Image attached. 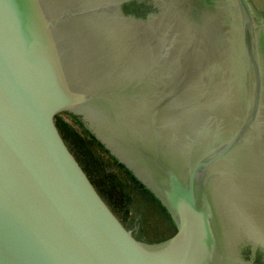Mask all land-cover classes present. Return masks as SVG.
Returning a JSON list of instances; mask_svg holds the SVG:
<instances>
[{
  "label": "water",
  "instance_id": "95a60500",
  "mask_svg": "<svg viewBox=\"0 0 264 264\" xmlns=\"http://www.w3.org/2000/svg\"><path fill=\"white\" fill-rule=\"evenodd\" d=\"M135 1L0 0V264H254L241 245L264 247V16L216 0L217 47L180 30L179 4L116 14ZM62 113L164 207L168 236L125 220Z\"/></svg>",
  "mask_w": 264,
  "mask_h": 264
},
{
  "label": "rangeland",
  "instance_id": "374dc122",
  "mask_svg": "<svg viewBox=\"0 0 264 264\" xmlns=\"http://www.w3.org/2000/svg\"><path fill=\"white\" fill-rule=\"evenodd\" d=\"M162 0H157V2L154 1L155 4L159 5ZM184 2V3H183ZM180 5L179 9L181 12V20H180V30L181 31H191L196 34V39L201 41H208L213 42L214 46H219L218 44L222 36L219 34V26L222 24V18L219 11V5L216 0H185ZM203 2V3H200ZM250 4L252 8L258 13L262 14L264 12V0H250ZM156 7V6H155ZM157 9V7H156ZM80 158L85 163L87 169L103 191V193L110 199L112 204L119 210V212L124 216L125 219H127V216L124 214V209L120 205L119 201H116L115 197L111 198L107 193V188L104 187L99 180L97 179L96 170L93 168V166L88 162L85 161L83 155L77 150ZM142 203V202H141ZM138 204V207L136 206V203L134 202L136 208L138 209V216L136 218L137 223L135 224L137 232L144 236L146 234L154 235L157 234H163L165 233L166 227L168 226L167 221L165 220V217L162 215L161 211L153 205L144 206L143 204ZM142 207H141V206ZM253 223V222H250ZM253 229L255 227L253 226ZM251 234L253 233L255 237L252 234V237L257 240L258 242L260 239H257V232L251 231ZM257 250L260 253L259 259L261 258V264H264V247L262 245H259Z\"/></svg>",
  "mask_w": 264,
  "mask_h": 264
},
{
  "label": "trees",
  "instance_id": "16d2710c",
  "mask_svg": "<svg viewBox=\"0 0 264 264\" xmlns=\"http://www.w3.org/2000/svg\"><path fill=\"white\" fill-rule=\"evenodd\" d=\"M58 122L65 133L66 137L71 141L77 150L83 155L85 161H88L96 170L97 179L99 182L107 188V193L111 198H116V201L120 202V205L124 209V215L129 214V207L136 201L142 202V192L148 195V198L157 202L152 195L143 188L138 180L120 163H118V170L107 171L104 167L111 163V159L108 162H100L95 149H104L107 156L117 160L100 144L95 137L79 122L77 117L71 114L62 113L58 116ZM108 157V158H109ZM104 160V159H103ZM105 161V160H104ZM135 188H140L135 190ZM158 203V202H157Z\"/></svg>",
  "mask_w": 264,
  "mask_h": 264
},
{
  "label": "flooded vegetation",
  "instance_id": "af4514ba",
  "mask_svg": "<svg viewBox=\"0 0 264 264\" xmlns=\"http://www.w3.org/2000/svg\"><path fill=\"white\" fill-rule=\"evenodd\" d=\"M154 1L157 2V0H139V1H135V2H132V3L126 4L122 8H119L117 10L116 14H119V15H121L123 17L125 16L128 20H144V19H147V21H151V20H154L153 17L156 14H158V12L160 10L163 11V8L165 9V7L171 6V5H175V6H178V4L181 5L182 2L185 1V0H162L159 5L155 4ZM249 2H250V0H249ZM200 3H203V2H200ZM155 6L157 7V9H156ZM259 16L263 17L264 16V12L262 14H259ZM146 41H147V43H150V40H149L148 37L146 38ZM72 146L74 147V149L77 152V148L75 147V145L72 144ZM93 151H95L96 155L99 158H101V160H99L100 162H103V163L104 162H108V160L111 159V163L109 165H105V167H104L107 171H112V170H115V169L118 170V167H117L118 166V162H115L114 159L112 160L111 157L107 156L105 151H104V149L101 150L99 148V149H95ZM249 164H250V162H249ZM250 171H252V170H250ZM139 189L135 188V190H139ZM142 195H143L142 197H143L144 201H142V203L136 201V206L138 207L137 203H139V204L141 203L144 206L153 205V207H155V208H157V209H159L161 211L162 215L165 217V220L168 223V226L166 227V229H168V230H166L165 233L157 234L156 236L150 235V234H146V235H144V237L147 238V240H150V241L161 240V239L165 238L166 236H168L173 231V229H174L173 221H172L171 217L168 215V213L166 212V210L164 209V207H162L159 203H157L153 199L148 198V195L145 194V192L144 193L142 192ZM244 203L245 202H243V204ZM136 206L133 203L129 207L130 211H129V214H127V219H125L133 227L137 223L136 218L138 216L137 213L139 212L138 211L139 208H136ZM244 218L247 219V221H249V222L253 221V217H250V215L249 216H244ZM242 245H241V253L243 254V256L246 259H248V260H250V259L253 260L254 264H261L262 259L261 258L259 259V257H261L260 253L258 252L259 250H257V248L256 249H252L250 244L249 245L242 244ZM263 262H264V259H263Z\"/></svg>",
  "mask_w": 264,
  "mask_h": 264
},
{
  "label": "bare ground",
  "instance_id": "6f19581e",
  "mask_svg": "<svg viewBox=\"0 0 264 264\" xmlns=\"http://www.w3.org/2000/svg\"><path fill=\"white\" fill-rule=\"evenodd\" d=\"M246 220H247V219H246ZM256 221H257V219H256ZM254 225L257 227V223H256V222L254 223ZM248 229H249V230H251V231H253V230H254V231H256V232H257V228H256V229H250V228H248ZM248 229H247V230H248ZM249 230H248V233H247L246 235H247V236H252V235H249V232H250ZM252 234H253V233H252ZM257 234H258V233H257ZM258 235H259V234H258ZM253 236L255 237V235H254V234H253Z\"/></svg>",
  "mask_w": 264,
  "mask_h": 264
}]
</instances>
